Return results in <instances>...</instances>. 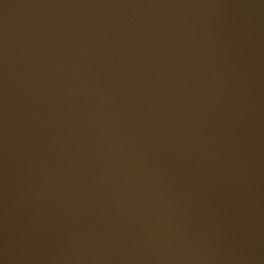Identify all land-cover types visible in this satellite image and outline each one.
<instances>
[{
    "label": "water",
    "instance_id": "water-1",
    "mask_svg": "<svg viewBox=\"0 0 264 264\" xmlns=\"http://www.w3.org/2000/svg\"><path fill=\"white\" fill-rule=\"evenodd\" d=\"M0 264H264V0H0Z\"/></svg>",
    "mask_w": 264,
    "mask_h": 264
}]
</instances>
